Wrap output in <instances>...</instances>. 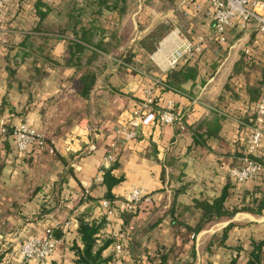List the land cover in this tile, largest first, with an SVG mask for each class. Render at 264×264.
Segmentation results:
<instances>
[{"label": "crops", "instance_id": "0c3cea01", "mask_svg": "<svg viewBox=\"0 0 264 264\" xmlns=\"http://www.w3.org/2000/svg\"><path fill=\"white\" fill-rule=\"evenodd\" d=\"M44 1L61 8L67 0ZM197 3L201 10L181 0L170 5L172 12L189 20L187 39L197 43L204 38V56L198 59L202 49L192 56L198 77L179 90H166L163 84L153 88L154 107L164 109L172 101L178 120L163 125L153 136L136 130V137L127 141L122 136L123 121L144 99V89L152 80L166 76L171 51L166 40L161 51L155 43L142 45L159 23L144 34L137 30L143 26L141 3L134 12L130 4L121 20L107 11L98 17L101 27L117 31L119 43L108 53L100 52L87 68L83 62L68 64L65 33L31 31L37 24L31 17V2L13 9L9 17L16 13V19L1 24L0 121L7 127L26 122L46 146L18 155L11 136L0 132V262L14 260L24 240L53 229L58 241L45 264H74L70 247L74 240L79 242L76 217L102 215L99 202L106 186L95 179L103 157L112 152L116 168L111 175L121 180L111 189L114 218L104 231L120 232L122 220L115 209L123 208L132 188L142 189L148 198L121 232V264H229L236 254L245 260L254 243H261L257 264H264V177L239 184L229 174L230 168L241 165L239 154L246 150L243 119L252 114L248 89L260 87L264 79V33L252 19L245 27L228 30L226 41L219 44L204 15L205 1ZM61 22L50 14L43 25L55 29ZM173 32L177 45L178 35ZM206 54L215 58L211 65L218 62L208 73ZM240 59L244 63L235 73ZM88 71L96 74V82L83 97L77 81ZM227 83L236 95L224 89ZM213 113L220 117L218 136L196 143L194 131ZM262 131L255 155L264 162V123ZM92 144L94 150L85 152ZM84 189L93 199L83 198ZM222 194L229 211L241 206L257 210L258 202L263 204L257 213L241 210L203 223V210L194 202L212 203ZM58 227H62L59 238ZM111 253L112 246L104 255Z\"/></svg>", "mask_w": 264, "mask_h": 264}, {"label": "trees", "instance_id": "16d2710c", "mask_svg": "<svg viewBox=\"0 0 264 264\" xmlns=\"http://www.w3.org/2000/svg\"><path fill=\"white\" fill-rule=\"evenodd\" d=\"M168 3H173L177 0H166ZM198 0H188L190 5L197 3ZM31 2L32 6L30 11L31 17L36 18L37 24L31 28L34 33L39 32H49V33H65L67 40V49L69 54L68 64L73 63L75 65L81 64L83 62L84 67H88L91 61L95 60L100 52L108 53L117 47L119 39L117 38L116 30L104 29L98 24V17L103 16L105 11L115 14L116 19L121 20L124 18L130 10V0H67L61 4V8H54L52 5L45 3L44 0H12L10 3L6 4L3 8L4 18L3 23L6 22L7 18L16 19V13H13L12 17L9 14L14 9L20 8L21 4ZM194 8V6H193ZM50 14L60 18L62 21L55 29L54 26H44L43 21ZM87 20V21H86ZM117 20V21H118ZM1 26V25H0ZM234 28V27H233ZM100 30V35L98 36L97 31ZM169 31V26L160 24L153 30L152 33L148 34L146 39L143 40L142 45L147 46L149 43H156V41L166 32ZM215 40V39H214ZM217 43L220 44L217 40ZM226 41V40H225ZM87 52L88 55H87ZM197 54V53H196ZM195 56V54L193 55ZM194 57H191L186 63H179L173 69L168 70L166 76L161 80L162 87L164 89H175L179 90L181 85L187 81H194L199 75L197 66L192 62ZM245 59L248 60V57ZM245 59H240L234 65L235 73H239L242 68L243 61ZM128 61V59H125ZM249 61V60H248ZM218 62H215L212 66L216 67ZM78 91L81 96L86 97L89 95L96 82V74L93 72H85L78 79ZM259 84L264 85V79H262ZM254 86L248 89L250 101H252L251 111L252 114L249 117L243 119L244 126L246 127L247 133L249 132V126L254 125L255 112L254 105L258 99L262 96V87ZM226 91H231L236 95V90L234 91L227 83L224 88ZM234 91V92H233ZM154 102V101H153ZM220 117L216 113H213V117L210 121H206L199 125L194 131V140L196 143L205 144L206 140L210 138H215L218 136L220 131ZM7 135L11 134V129L7 127ZM45 143L46 140L44 139ZM246 156V150L239 154L240 163L242 165V158ZM253 161L257 162L262 170L255 177H264V162L256 155L249 156ZM241 165H235L239 167ZM116 168V163L111 162V164L104 170L102 176V184L106 186V193L104 198L107 199L111 208L114 210L112 202L115 197L111 193V189L114 185L120 182L121 179H116L112 177L111 173ZM85 190V189H84ZM83 190V191H84ZM83 197V193H82ZM83 198L86 200L93 199L90 193H87ZM82 200V199H81ZM128 199L124 201L122 209H115L116 213L122 220V226L120 232L123 233L125 226L134 217V213L140 208L143 203L141 200L137 206L132 211L126 210V204ZM257 202L254 199V203ZM263 201L258 202L257 210H253L248 206H241L239 208H232L230 211L224 206V196L223 194L220 198L216 199L212 203L207 201L196 200L194 205L203 210V223H210L216 220V218H221L222 216L230 217L234 213L241 210H249L251 212H260ZM49 212V210L47 211ZM77 219V236L79 242L73 241L70 247L73 253L74 264H108L111 259L110 256L104 255L107 248L112 246L113 237L111 234L104 231L105 228V218L103 215L98 217H90L85 214L78 215ZM58 232V238L62 235V227L56 228ZM261 243H254L253 249L250 251L248 257L245 260L239 258V255H235L229 264H257L259 263V245ZM124 249V246H123Z\"/></svg>", "mask_w": 264, "mask_h": 264}, {"label": "built area", "instance_id": "2783aa9c", "mask_svg": "<svg viewBox=\"0 0 264 264\" xmlns=\"http://www.w3.org/2000/svg\"><path fill=\"white\" fill-rule=\"evenodd\" d=\"M12 0H0V25L3 22V8ZM183 3L188 0H181ZM206 3L204 15H206L212 25V36L220 43L226 40L227 31L233 27H245L254 19L257 23L258 31L264 33V3L261 0H204ZM201 4L195 3L194 10H201ZM185 14V13H184ZM179 43L174 46L167 55L166 70L173 69L179 63H186L196 52L201 50L204 38L192 42L185 36H180L178 29H175ZM165 38V37H164ZM162 41V40H161ZM201 44H200V43ZM160 45V42H159ZM248 52V50H246ZM162 85L161 80L153 79L150 87L144 89V99L132 110L129 118L123 121L122 136L130 140L136 137V130L141 135H151L158 131L163 125L173 124L178 120V116L173 111V102L168 101L164 109H157L153 105V88ZM255 121L253 126H249L246 144V156L242 158V165L230 168L229 174L239 184H243L255 177L262 170V167L249 156L255 155L260 146L263 136L262 125L264 123V95H262L254 105ZM129 127V129H128ZM11 138L13 139L15 150L18 155H24L31 149H42L46 146L44 138L39 136L26 122L11 126ZM7 126L0 121V132L7 133ZM94 150V146L89 145L85 152ZM114 160V154L107 153L100 164L96 182H102L104 170ZM89 189L85 190V194ZM141 200H148L142 189L134 187L128 194L126 210L132 211ZM99 208L105 218V227L110 228L114 218V210L110 202L103 198L99 202ZM75 224V223H72ZM69 226L70 223H66ZM53 229H47L44 236H32L24 240L15 256L14 260H2L0 264H45L52 255L57 241L54 238ZM113 237L111 259L108 264H121L123 253L124 236L121 232L111 233Z\"/></svg>", "mask_w": 264, "mask_h": 264}, {"label": "rangeland", "instance_id": "374dc122", "mask_svg": "<svg viewBox=\"0 0 264 264\" xmlns=\"http://www.w3.org/2000/svg\"><path fill=\"white\" fill-rule=\"evenodd\" d=\"M130 1H131V7H132L131 12L135 11V6H137L139 3H141L143 6V9L141 11L142 12L141 18H142L143 26L137 27V30H140L141 32L143 31L142 34H144L147 31L149 32V31L153 30L155 28V25L158 23H159L158 25L164 24V25L169 26V31L164 33L155 43L157 45V51L159 49H161V43L166 40L167 37H165V36L169 35L173 31H175V29L179 30L180 36L182 35V36L187 37L189 35V32L185 26V25H187L189 20L184 18V16H180V13L175 14L174 12H172V7H171L170 3H168V1H166V0H130ZM166 6L168 7V9H165ZM228 37H229V35H228ZM159 42H160V45H159ZM203 48H204V46H203V44H201L202 50L198 55V59H201L204 56L203 55ZM223 49H226V48L224 47ZM224 55H225V53H222V55L219 56L220 59H218V60H220V62L225 57ZM205 58L208 59V62L206 64L209 63L207 66H205L207 68V73L214 71V69L218 66V64H217V66L213 68V66L211 65L212 61L215 58L213 59V57L212 56L210 57V55L208 56V54L205 55ZM209 65H211V67ZM209 76L210 75H208V77Z\"/></svg>", "mask_w": 264, "mask_h": 264}, {"label": "bare ground", "instance_id": "6f19581e", "mask_svg": "<svg viewBox=\"0 0 264 264\" xmlns=\"http://www.w3.org/2000/svg\"><path fill=\"white\" fill-rule=\"evenodd\" d=\"M173 34H175V32H171L168 36H167V38H166V42L168 43V44H170V46H171V49L174 47V46H176V43H174L175 41H174V39H172V35ZM163 43V42H162ZM161 49H163V44H161ZM161 49H160V51H161ZM170 52V51H169ZM160 54V53H159ZM158 54V55H159ZM165 54V53H164ZM161 55V54H160ZM166 55V54H165ZM163 57V56H162ZM165 57V56H164ZM164 59V58H163ZM165 60V59H164ZM163 60V61H164ZM167 61V60H166ZM165 62V61H164ZM163 62V63H164ZM166 63V62H165ZM166 66H167V63H166Z\"/></svg>", "mask_w": 264, "mask_h": 264}, {"label": "water", "instance_id": "95a60500", "mask_svg": "<svg viewBox=\"0 0 264 264\" xmlns=\"http://www.w3.org/2000/svg\"><path fill=\"white\" fill-rule=\"evenodd\" d=\"M56 234V233H55Z\"/></svg>", "mask_w": 264, "mask_h": 264}]
</instances>
